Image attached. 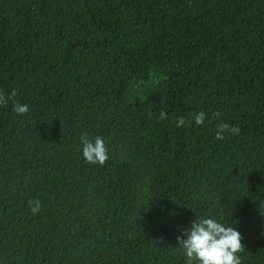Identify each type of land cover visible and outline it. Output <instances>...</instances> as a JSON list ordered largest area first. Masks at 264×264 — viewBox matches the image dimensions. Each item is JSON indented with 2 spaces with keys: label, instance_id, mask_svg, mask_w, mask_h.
<instances>
[{
  "label": "trees",
  "instance_id": "obj_1",
  "mask_svg": "<svg viewBox=\"0 0 264 264\" xmlns=\"http://www.w3.org/2000/svg\"><path fill=\"white\" fill-rule=\"evenodd\" d=\"M12 89L0 264H186L177 237L209 216L241 233V264H264V0H0ZM220 121L239 134L214 139Z\"/></svg>",
  "mask_w": 264,
  "mask_h": 264
},
{
  "label": "clouds",
  "instance_id": "obj_2",
  "mask_svg": "<svg viewBox=\"0 0 264 264\" xmlns=\"http://www.w3.org/2000/svg\"><path fill=\"white\" fill-rule=\"evenodd\" d=\"M18 95L16 89L10 93L0 92V106H8L9 100ZM27 104L14 101L12 111L23 116L29 112ZM218 117V113L213 114ZM168 118L167 113L161 110L158 119L163 121ZM207 113L199 111L192 113L187 119L184 116L173 117L177 128L187 126H202L207 119ZM238 126L220 121L217 125L214 139L223 140L228 135L239 134ZM82 145L81 152L85 162L89 164H99L103 166L109 159L108 148L102 136H95L89 139L88 134L80 137ZM40 200L33 198L29 201V209L32 214H37L41 210ZM186 236V238H184ZM178 251L186 259V264H241L240 253L244 251L241 243L242 235L233 226L226 225L216 217H197L192 222L190 229L184 230L183 236H178Z\"/></svg>",
  "mask_w": 264,
  "mask_h": 264
}]
</instances>
